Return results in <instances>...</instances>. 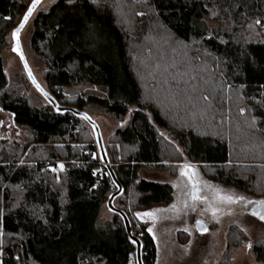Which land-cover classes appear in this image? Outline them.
<instances>
[{
	"label": "trees",
	"instance_id": "1",
	"mask_svg": "<svg viewBox=\"0 0 264 264\" xmlns=\"http://www.w3.org/2000/svg\"><path fill=\"white\" fill-rule=\"evenodd\" d=\"M122 1V10L116 0L37 8L24 52L58 106L97 123L87 112L95 108L120 124L104 143L107 167L90 123L58 111L38 91L46 104L35 106L25 70L5 72L12 32L32 0H0V111L27 130L25 141L0 147V264H129L136 243L122 215L107 206L118 184L114 207L141 240L143 264H157L149 223L137 214L168 207L174 188L140 180L144 167L176 174L184 161L199 164L195 170L207 180L264 199V0ZM185 58L202 80L182 67L171 72L179 78L169 87L180 93L174 102L188 101V115L167 109L166 98H155V80L137 73L141 60L169 70ZM75 86L105 94L67 99L63 88ZM247 125L242 151L234 141ZM246 241L245 231L231 226L218 264H232ZM251 251L253 264H264V240Z\"/></svg>",
	"mask_w": 264,
	"mask_h": 264
},
{
	"label": "rangeland",
	"instance_id": "2",
	"mask_svg": "<svg viewBox=\"0 0 264 264\" xmlns=\"http://www.w3.org/2000/svg\"><path fill=\"white\" fill-rule=\"evenodd\" d=\"M56 1L57 0H42V3L38 7V11L51 7ZM123 3L122 0H116L115 5H117V9L122 10L121 7ZM32 22L33 19L29 21L20 34L22 47L26 55H29V39ZM14 46L15 44L12 43L5 51L4 55L5 72L8 76L19 75L24 72L18 54L12 50ZM181 54L185 55L183 52ZM174 56L175 58H179L178 62L182 60L179 54H174ZM172 62L171 69L168 70L166 67L159 65L158 62H149V64H145L146 61L141 60V66L138 68L137 73L141 78L149 77V79L155 80L157 84L156 88H154L155 98L161 96L160 102H162L163 98H166V101L163 100V103L167 109H181V113L188 115L187 112L191 109L190 106H188L187 100L180 99V101L178 99V103L176 101L174 102L180 93L178 94V91L169 86L173 84L174 81H178L179 75H171V72H176L179 68L182 69L183 67L189 72V74L186 73V75H194L196 81L202 79L198 78V76L196 77L195 72L191 73L189 71L186 58L181 63H178L177 59L172 60ZM29 63L36 79L46 89L47 86L41 72L31 60ZM62 91L67 99L72 100L77 97L82 98L89 94H105L102 88L95 86L65 87ZM29 97L32 103L37 107L46 104L45 99L33 86L29 87ZM174 97L176 98L174 99ZM87 112L98 123L103 141L106 144L120 124L116 123L115 119L105 116L100 110L95 108H91ZM250 129L251 128L247 125L244 130L245 134L243 136L242 134L241 136L238 135L236 141H234L237 145L242 146V151L246 148L243 144V137H251L249 132ZM26 135L27 130L16 125L13 121V117L9 113L0 111V147L9 148L15 142H23L26 140ZM185 164L192 165L194 169L199 165L184 161V163H180L177 166L179 169L176 171V174H173L171 171L151 170L146 167L141 168L139 171L140 180L155 183H168L174 188V200L168 207L148 210H164L157 214V219L155 221L147 217L139 218L141 221L148 222L149 228L152 229L150 233L155 237L154 240L157 245V264H218L226 248L228 231L231 226L235 225L241 227L245 231L248 236V241L234 253L232 264H253L252 251L248 245L264 240V223L258 221L251 213L256 204H249L247 201H261L264 199L250 196L233 187L209 181L199 174L203 181L205 197L202 198L203 194L201 195L200 193L201 199L194 201L190 196L184 194L191 189L188 185V178L186 176L182 177L179 172L180 168ZM95 171L103 173L102 166L97 167ZM213 190L218 191L221 196H243L245 200L231 204L222 203L217 199L216 192ZM205 198L208 199V201H204ZM115 204L117 205V201ZM172 205L176 206L175 209L172 208ZM214 210L216 212L215 215H213ZM104 211V216H107L108 210L105 209ZM197 222L205 224L208 228L207 232H196L195 225ZM185 229H187V231H185ZM180 232L184 233L181 239L179 236V234H181ZM129 264H137L135 255L131 256Z\"/></svg>",
	"mask_w": 264,
	"mask_h": 264
},
{
	"label": "snow or ice",
	"instance_id": "3",
	"mask_svg": "<svg viewBox=\"0 0 264 264\" xmlns=\"http://www.w3.org/2000/svg\"><path fill=\"white\" fill-rule=\"evenodd\" d=\"M73 2H74V0H68V3H69V4H71V3H73ZM41 3H42V0H32V3H31L30 6L27 8V11H26V13H25V15H24V17H23V19H22L20 25L18 26V28H16V29L12 32V38H13V40L15 41V46L13 47L12 50H13L14 52H16V53L20 56V58H21L22 61H24V63H25V68H26V70H28V76H29V79H31L32 83L37 87V89H38L39 91H41V92L47 97V93H44V92H43V89L40 88V85L37 84V82H36L34 76L32 75L31 70L27 68V62H26V60H25V58H24L23 51H22L21 46H20V39H19L21 30L25 27V25L27 24L29 18L33 15V13H34V12L36 11V9H37V6L40 5ZM255 24H256V25H261V24H262V21L259 20V19H257V20L255 21ZM262 71H264V69H262ZM204 99L207 100L208 97L205 96ZM57 110L59 111V109H57ZM243 111H244V110L241 109V114H243ZM84 119H88V120H90V117H87V116L85 115ZM253 123H255V121H253ZM21 163H23V161H21ZM58 169H59L60 172L65 171L64 164H63V163H60V164L58 165ZM50 170L53 171V172H56V171H57V168H52V169H50ZM94 174H95V173H94ZM180 175H181L182 177L186 176V177L188 178L189 183L191 184V189H190V191H188V192H186V193H184V194H185L186 196H190L191 199L194 200V201H195V200H200V199H201V196H200V189H199V187H198V183H199V182L196 180V175H197V173H196V170L192 167V165H190V164H185V165H183V166L181 167ZM57 180H59L58 177H57ZM174 186H177V185H174ZM213 191L216 192V197H217V199H218L220 202H222V203H230V204H231V203H236V202H238V201L245 200V197H243V196H235V197L232 196V195H224V196H221V195H219V192H218V191H216V190H213ZM205 200H206V198H205ZM247 203H249V204H253V203H255V204H257L258 206H261L262 208H264V200H261V201H247ZM175 207H176L175 205H172V208H173V209H175ZM109 211H112V209H109ZM161 211H164V210H160V209H158V210H154V211H148V212H144V213H138V214H137V217H138V218L147 217V218H149V219L155 221V220L157 219V214H158L159 212H161ZM215 214H216V212H215V210H214V211H213V215H215ZM253 215H258L259 219L264 220V212H262V213H256V212H254ZM148 231H149V232H152V229L149 228ZM185 231H187V229H185ZM203 231L206 232L207 229L204 228ZM2 235H3V232L0 231V236H2ZM153 238H155V237H153ZM132 243H136V241L133 240ZM248 247L251 248V245L249 244Z\"/></svg>",
	"mask_w": 264,
	"mask_h": 264
},
{
	"label": "water",
	"instance_id": "4",
	"mask_svg": "<svg viewBox=\"0 0 264 264\" xmlns=\"http://www.w3.org/2000/svg\"><path fill=\"white\" fill-rule=\"evenodd\" d=\"M38 7H39V5L37 6V8H38ZM36 10H37V9H36ZM34 13H35V12H34ZM34 13H33V14H34ZM32 16H33V15H32ZM32 16L29 18L27 24L29 23V21H30V19L32 18ZM27 24L25 25V27L27 26ZM25 27H24V28H25ZM17 28H18V27H17ZM24 28H23V29H24ZM23 29H22V30H23ZM22 30H21V32H22ZM21 32H20V34H21ZM19 39H20V37H19ZM20 46H21V49H22V51H23L24 58H25V60H26V62H27V68L31 70L32 75L34 76V78H35L37 84L40 85V88L43 89V92H44V93H47V97H46L41 91H39V90L37 89V87H36L33 83H32V84H33V86L35 87V89H36V90H37V91H38V92H39V93H40V94L46 99V101H48L50 104H52V105L55 107V109H59V111H67V110H68V111L74 112L75 114L79 115V116L82 117V118H84L85 115H86L87 117H89L86 113H80V112H77L76 110H74V109H72V108H66V107H61V106H58V105H57L56 101L52 98V96H50V94L47 92V90H46V89H45V88H44V87L38 82V80L36 79V77H35V75H34L32 69H31V67H30V65H29V63H28V61H27V58H26V56H25V53H24V50H23V47H22V43H21V39H20ZM18 56H19V55H18ZM19 58H20V56H19ZM20 61H21L22 65H23V68H24L25 72H26L27 75H28V70H26V68H25V63H24V61H22L21 58H20ZM30 80H31V79H30ZM31 82H32V81H31ZM85 120H86L88 123H90L91 126H92L93 129H94V132H95L96 137H97V140H98L99 148H100V151H101V154H102V159H103V161H104V165L107 166V167H110V165L108 164V160H107V158H106L105 149H104V141H103V138H102V133H101V129H100L99 125H98L97 123H95L94 121H92L91 118H90V120H88V119H85ZM112 178L114 179L115 183H117V180H116V178H115V176H114L113 174H112ZM117 184H118V183H117ZM118 187H119V188H118V191L115 192V193L111 196V198H110L109 201H108L107 206H108L109 209H112V211H114V212H118L119 214L122 215V217H123V219H124V221H125L126 229H127V232H128V235H129L130 239H131L132 241H133V240L136 241V247H137V250H136V260H137V264H143V261H142V242H141V240H140L139 238L135 237V236L132 234L128 217H127L123 212L118 211V210L114 207V200H115V198L118 197V196L122 193V191H123L121 185L118 184ZM254 212H256V213H262V212H264V208H262L261 206H258V205L256 204V205L253 207L252 211H251L252 215H253ZM253 216H254L258 221L264 223V220L259 219L258 215H253ZM196 228H197V230H198L200 233H204L203 229L206 228V227H205V225L202 224L201 222H198L197 225H196Z\"/></svg>",
	"mask_w": 264,
	"mask_h": 264
},
{
	"label": "flooded vegetation",
	"instance_id": "5",
	"mask_svg": "<svg viewBox=\"0 0 264 264\" xmlns=\"http://www.w3.org/2000/svg\"><path fill=\"white\" fill-rule=\"evenodd\" d=\"M197 173V175H196V180L199 182L198 183V187H199V189H200V193H201V195L203 196L202 198H204L205 197V189L203 188V181L201 180V178H200V176H199V173L198 172H196ZM188 185L191 187V184L189 183V181H188ZM204 201H208V199H204ZM198 223V222H197ZM203 224V223H202ZM197 225V224H196ZM196 225H195V230H196V232H198V233H200L198 230H197V228H196ZM205 225V224H204ZM206 227V226H205ZM206 229L208 230V228L206 227ZM207 232V231H206Z\"/></svg>",
	"mask_w": 264,
	"mask_h": 264
}]
</instances>
